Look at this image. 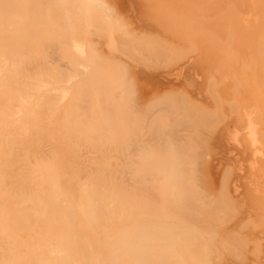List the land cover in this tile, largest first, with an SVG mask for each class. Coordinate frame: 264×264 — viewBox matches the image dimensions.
<instances>
[{
  "label": "bare ground",
  "instance_id": "6f19581e",
  "mask_svg": "<svg viewBox=\"0 0 264 264\" xmlns=\"http://www.w3.org/2000/svg\"><path fill=\"white\" fill-rule=\"evenodd\" d=\"M0 31V134L44 137L29 264H264V0H0Z\"/></svg>",
  "mask_w": 264,
  "mask_h": 264
},
{
  "label": "rangeland",
  "instance_id": "374dc122",
  "mask_svg": "<svg viewBox=\"0 0 264 264\" xmlns=\"http://www.w3.org/2000/svg\"><path fill=\"white\" fill-rule=\"evenodd\" d=\"M45 1H47V0H45ZM43 6L46 7V4L44 3V5H42V7ZM60 29L58 31H60ZM1 33L2 32L0 31V36H1L3 41H6V39H11V38H5L3 36V33L2 34ZM64 33H66V32H64ZM62 34L63 33H61V37H62ZM116 36H117V34H116ZM129 36H127V37H129ZM93 38L96 39L97 41H102L99 43H103L101 45L106 46V43H105L106 39L104 36L95 34L93 36ZM118 38L120 39L119 35H118ZM130 38H132V36ZM8 42H9V40L7 41L6 44L9 45L10 43H8ZM127 52H129V50H127ZM129 55H127V58L130 60L129 61L130 64L131 63L133 65H135V63L139 64V61H141V62L144 61L147 64L148 60L145 61V59H144L146 54H143V53L141 54V52L139 54V52L136 50L135 52L130 51ZM133 55L135 56V58H136V55H137V57L140 55L139 58L142 57V55H144V57L140 58V60H137L139 58L134 59V61H138V62H134L132 60L134 58ZM151 55H153V54H151ZM61 57L58 60L62 59ZM130 57H132V59ZM147 57H149V55L146 56V59H148ZM151 58L153 59V57H151ZM156 58H157V56H156ZM154 59H155V57H154ZM58 60L56 61V63L58 62ZM62 61L63 60L59 61L58 64L60 62L64 63V61L63 62ZM150 61L151 60H149V63H151V64H149V65L150 66L153 65L152 69H154L153 67L158 68L160 66L158 64H155L156 62H153V61L150 62ZM141 62L139 65H145L144 63L141 64ZM168 62H169L168 63L169 66L173 65L172 62H170V61H168ZM152 63H154L155 65H158V66H154V64H152ZM53 64H55V63H53ZM55 65H57V64H55ZM61 65H63V64H61ZM49 66H51V65L49 64ZM57 66H60V65H57ZM150 66L148 68H151ZM51 69L49 71H51ZM49 75L51 76V73L48 74V77H49ZM59 76H61V75L59 74ZM51 79H52V77H51ZM135 81L136 80L134 79V82H132L133 86H134V93H133L134 97L132 98V96H133L132 94L130 96L129 91L131 90L130 89L131 85L129 84L128 85L129 91L126 92V95H127L126 97L129 99L131 98V99L129 101L126 98L127 103H124V106L122 105L121 107L123 108L124 111H129L130 107H132L131 110L134 109L135 111L137 110V112L142 111L144 109L142 111L143 113L140 112V114H139V117L142 118L141 116L144 114L145 109L148 107L146 110H149L151 108L150 105H153L154 107L157 106L158 103L161 102V100L159 98H161L162 96L158 95L159 93H157L156 91L155 92L152 91L151 93L150 92L146 93V92H142L140 88H139L140 92L137 91L138 88L136 89V87L138 85ZM138 92H139V94H138ZM153 92L156 93L157 95L153 96ZM140 93H141V95H140ZM152 101L153 102L155 101V102L153 103ZM157 101H158V103H157ZM135 103H136V105H135ZM139 105L141 106V108ZM125 107H127L128 109L127 110L124 109ZM133 107H135V108H133ZM126 118L128 120L124 119V121H127V122L130 121L129 115ZM33 128H34V130H36V128L34 126H33ZM136 128L138 130L137 131L134 128L137 131V132L135 131L136 135H135L134 131H132V134H130L132 138H134L133 137L134 135L138 137L139 135H137V133L139 132L141 134L142 133L141 130H142V128L144 129V126L141 128V125L140 126L137 125ZM7 129L10 132L11 127L7 128ZM38 131H39V129H37V133L33 132V133L28 134L27 137H22V138H18L14 135H10V133H8L7 135L6 134H0V264H29L28 259H26L24 257V254L27 251L25 249H26V246H31V244L33 242L34 234L37 233V232H35V230L37 231L39 229V225H38V228L34 225V217H35L34 216V208L38 207V205H37L38 200L36 199V196H34V195L32 196V193H31L34 188L38 189L37 184L34 187L33 177L39 176V173L41 170V166L39 165V148L38 147L43 142L44 137H43V135L38 134ZM61 133H63V130L61 131ZM122 136L128 137L127 134L122 135ZM113 149L111 148L109 150H113ZM114 151H111V152L113 153ZM242 189H243L244 194H247L248 191H245L246 190L245 186H243ZM252 224H254V223H252ZM250 225L251 224H248V223L246 224L247 227ZM251 226H252V228H255L254 225H251ZM249 230H250V228H249ZM235 235H236V233H235ZM235 239H237V238H235ZM235 239H233V240H235ZM227 240H228L227 241L228 243L225 241L226 245L229 244V239H227ZM225 242H224V244H225ZM244 245H245V243H243V245H242L243 248H244ZM226 247H233V246H232V244H230L229 246H226ZM246 248H244V249H246ZM242 249L241 250L238 249L239 251H241L240 253H242V254H239V256L242 255L244 257L245 255L243 253L245 251L243 252ZM234 252H235V250H234ZM234 252H232V253L230 252L229 256L236 258L238 256L237 255L238 252H235V253ZM21 255H22V258H21ZM236 259H240V258L238 257ZM31 262H32V260H31Z\"/></svg>",
  "mask_w": 264,
  "mask_h": 264
}]
</instances>
